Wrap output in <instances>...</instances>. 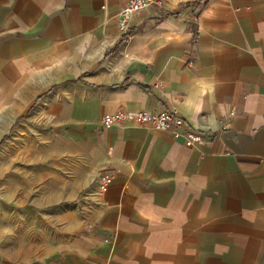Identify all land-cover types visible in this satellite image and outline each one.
I'll use <instances>...</instances> for the list:
<instances>
[{
    "label": "crops",
    "instance_id": "0c3cea01",
    "mask_svg": "<svg viewBox=\"0 0 264 264\" xmlns=\"http://www.w3.org/2000/svg\"><path fill=\"white\" fill-rule=\"evenodd\" d=\"M118 2L0 0V264H264V0Z\"/></svg>",
    "mask_w": 264,
    "mask_h": 264
},
{
    "label": "built area",
    "instance_id": "2783aa9c",
    "mask_svg": "<svg viewBox=\"0 0 264 264\" xmlns=\"http://www.w3.org/2000/svg\"><path fill=\"white\" fill-rule=\"evenodd\" d=\"M163 0H119V10L116 15V23L119 29L125 30L130 25L131 17L140 9L158 3ZM233 113V110L230 112ZM136 122L145 124L148 127L156 130H164L169 132L172 137H181L187 145H197L203 139L201 131L187 125L183 117L176 111L160 108L158 110L138 109L128 111L122 108L115 109L104 113L100 117V122L103 126H109L118 122ZM228 121L222 122V127H227ZM111 175L103 173L98 177V187L100 190L110 182Z\"/></svg>",
    "mask_w": 264,
    "mask_h": 264
},
{
    "label": "rangeland",
    "instance_id": "374dc122",
    "mask_svg": "<svg viewBox=\"0 0 264 264\" xmlns=\"http://www.w3.org/2000/svg\"><path fill=\"white\" fill-rule=\"evenodd\" d=\"M2 140H3V137L0 138V145L2 144ZM0 163H1V161H0ZM1 174L2 173H0V175ZM0 186H1V181H0ZM15 221H17V220H13V219L11 220V222H15ZM0 226H1V223H0ZM17 238L18 237H16V239ZM7 240H8V236H4L3 234H0V246H3L4 242H6ZM13 242H15V241H13Z\"/></svg>",
    "mask_w": 264,
    "mask_h": 264
}]
</instances>
